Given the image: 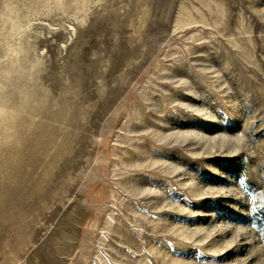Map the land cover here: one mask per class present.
<instances>
[{
    "label": "rangeland",
    "instance_id": "1",
    "mask_svg": "<svg viewBox=\"0 0 264 264\" xmlns=\"http://www.w3.org/2000/svg\"><path fill=\"white\" fill-rule=\"evenodd\" d=\"M0 264H264V0H0Z\"/></svg>",
    "mask_w": 264,
    "mask_h": 264
}]
</instances>
